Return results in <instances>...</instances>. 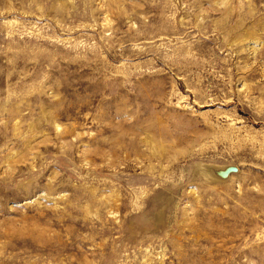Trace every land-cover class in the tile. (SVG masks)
Masks as SVG:
<instances>
[{"label": "rangeland", "instance_id": "obj_1", "mask_svg": "<svg viewBox=\"0 0 264 264\" xmlns=\"http://www.w3.org/2000/svg\"><path fill=\"white\" fill-rule=\"evenodd\" d=\"M0 264H264V0H0Z\"/></svg>", "mask_w": 264, "mask_h": 264}]
</instances>
